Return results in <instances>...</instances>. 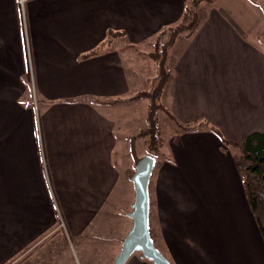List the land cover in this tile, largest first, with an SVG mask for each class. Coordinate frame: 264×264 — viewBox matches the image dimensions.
<instances>
[{
  "label": "crops",
  "instance_id": "obj_1",
  "mask_svg": "<svg viewBox=\"0 0 264 264\" xmlns=\"http://www.w3.org/2000/svg\"><path fill=\"white\" fill-rule=\"evenodd\" d=\"M190 2L0 0V264H75L72 253L81 264L75 249L84 264H111L131 220L111 224L117 125L97 103L129 89L120 46L152 42ZM197 15L170 62V115L233 144L264 134V0L204 1ZM29 89L37 125L18 101ZM164 143L149 181L155 244L173 264H264L238 149L210 129ZM125 264L152 262L133 252Z\"/></svg>",
  "mask_w": 264,
  "mask_h": 264
},
{
  "label": "rangeland",
  "instance_id": "obj_2",
  "mask_svg": "<svg viewBox=\"0 0 264 264\" xmlns=\"http://www.w3.org/2000/svg\"><path fill=\"white\" fill-rule=\"evenodd\" d=\"M24 2L25 0H17V6L21 10L23 9ZM202 2L200 3V5L202 4ZM186 33V31L181 32L174 41V43L171 46L167 47L166 60L168 68H170V62L173 58L175 51L179 50L184 44ZM120 47L122 49L120 51L123 52V63L127 69V80L129 83V89L125 94L120 95L118 98H116L109 104L97 103L98 108L101 109L103 113L112 117V119L117 125L115 128L116 147L113 151V161L117 166L119 172L121 173V177L117 187L115 188V191L112 194L111 202H115V207L117 210H120V212L119 214L118 212H116V214L114 215V220L111 221V224H113L114 222L117 224L121 218L122 221H127L129 219L127 214L131 210L129 206L131 205L134 191L130 177L134 172V164L130 150V138L132 136L135 137L134 149L137 155L140 156L145 153H148L146 149L147 139L145 137H140L138 133L140 132V130H143L148 126L146 120V109L149 100L147 97H141L138 99L130 98H132L139 91L151 92V89L156 85L157 63L154 62L148 52H153L157 48L160 49L161 42L157 44V40H155L154 38L152 42L147 43L145 45H140L138 47L129 48L124 46L123 44ZM38 98L39 97L37 93H35L33 89H29V93L26 92L23 97L18 99L20 103H28L29 107L32 108L36 125L38 124V119L40 117L41 107ZM159 101L160 104H162L164 108L168 110L165 105V101L162 98V94L159 98ZM157 114L159 116L158 123L160 126H166L169 128L171 127L172 129L174 128V121L171 120V118L168 114L165 113V111L160 109ZM205 129L208 128L200 127L199 129H197V131ZM164 144V146H160V152L155 156L156 162L158 158H162L163 153H166L167 150H169V146L167 145V143ZM238 158L243 162V166L245 167L242 154H240ZM244 167L242 175L244 174ZM152 178L153 175L151 174L149 180L150 184L152 182ZM99 232L101 231L98 228L94 231V235ZM31 247L32 245L30 246L29 244L24 250L21 251L22 253H20L22 255L26 254L25 252ZM75 251L77 252L81 264H84L81 260L79 250L75 249ZM72 254L75 260V264H78L75 254ZM15 260L16 259H14L13 261L11 260L9 262H6L5 264H12Z\"/></svg>",
  "mask_w": 264,
  "mask_h": 264
},
{
  "label": "trees",
  "instance_id": "obj_3",
  "mask_svg": "<svg viewBox=\"0 0 264 264\" xmlns=\"http://www.w3.org/2000/svg\"><path fill=\"white\" fill-rule=\"evenodd\" d=\"M202 1L210 0H191L189 6L184 9L181 19L178 22L161 28L156 34L155 40H157V44L161 42V47L149 53L154 62L157 63L156 85L151 89V92L139 91L130 98L138 99L147 97L149 100L146 109L148 126L140 130L138 134L140 137H145L147 139V152L154 156L160 152V146L168 137L177 133L195 132L200 127H207L213 131L223 146L236 147L240 154H242L245 163L244 174L242 175L243 189L264 241V134L258 131L251 132L246 136L243 142L240 144H233L226 140L217 128L210 126L203 120L187 123L176 121L159 101L170 77V68H168L166 60L167 47L174 43L181 32H190L195 28L198 22L197 9ZM160 109L165 111L171 120L174 121L175 124L173 129L171 127L159 125V116L157 113ZM151 203L150 200V204ZM150 232L153 237L154 231L151 226ZM161 252L168 258L171 264H173L162 250ZM18 253L19 252L13 254L11 258ZM6 262L7 260L1 264H5Z\"/></svg>",
  "mask_w": 264,
  "mask_h": 264
},
{
  "label": "water",
  "instance_id": "obj_4",
  "mask_svg": "<svg viewBox=\"0 0 264 264\" xmlns=\"http://www.w3.org/2000/svg\"><path fill=\"white\" fill-rule=\"evenodd\" d=\"M134 139L130 138V150L133 158L134 172L130 177L133 186L131 210L127 216L131 226L122 239L119 252L111 264H125L133 252H139L141 257L152 264H171L168 258L156 246L150 232V194L149 180L156 164V158L150 153L137 155L134 149Z\"/></svg>",
  "mask_w": 264,
  "mask_h": 264
}]
</instances>
